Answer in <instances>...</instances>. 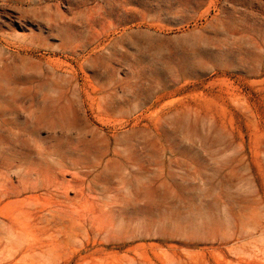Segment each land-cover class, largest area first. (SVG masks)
Listing matches in <instances>:
<instances>
[{
	"label": "rangeland",
	"instance_id": "rangeland-1",
	"mask_svg": "<svg viewBox=\"0 0 264 264\" xmlns=\"http://www.w3.org/2000/svg\"><path fill=\"white\" fill-rule=\"evenodd\" d=\"M0 264H264V0H0Z\"/></svg>",
	"mask_w": 264,
	"mask_h": 264
},
{
	"label": "bare ground",
	"instance_id": "bare-ground-1",
	"mask_svg": "<svg viewBox=\"0 0 264 264\" xmlns=\"http://www.w3.org/2000/svg\"><path fill=\"white\" fill-rule=\"evenodd\" d=\"M96 134H93V138H95ZM53 155L51 154V157ZM50 157V158H51ZM68 160V159H67ZM17 161V157H14L11 159V162L8 163V168L10 170H13V173L16 174V176H20L19 177V181L22 182V185L26 184L23 180V176H32L33 175V172L30 171V170H26V169H23L21 165H17L16 163ZM44 162H45V158H44ZM65 160H64V157L63 156H59L55 161H53L51 163V173L53 176H59L63 173V171L65 170L66 166H65ZM78 165H79V162L77 161ZM98 163H100V161H98ZM99 164H96L94 167H97ZM24 189H28L27 186H23ZM31 189H34L35 186L31 187Z\"/></svg>",
	"mask_w": 264,
	"mask_h": 264
}]
</instances>
